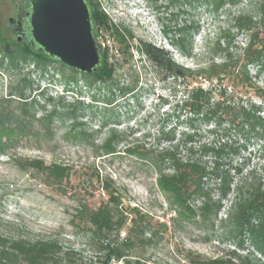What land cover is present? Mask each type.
I'll return each mask as SVG.
<instances>
[{
    "label": "rangeland",
    "instance_id": "rangeland-1",
    "mask_svg": "<svg viewBox=\"0 0 264 264\" xmlns=\"http://www.w3.org/2000/svg\"><path fill=\"white\" fill-rule=\"evenodd\" d=\"M14 2L0 0V35L9 43H15V33L8 24V18L15 14ZM94 2L113 25L126 29L132 36L129 57L121 53L120 45L112 36L104 30L96 31L94 26L95 42L107 50L108 64L115 69L110 83L87 87L78 74L75 75L76 84H65L62 74H73L58 63L51 64L42 77L30 65L20 67L19 71L7 72L0 68V99L8 95L17 73L33 81L30 96L39 105L35 108L36 117L43 112L40 106L50 111L55 105L57 111H65L56 102L47 104L45 96L56 100L63 95L64 105L75 100L74 94L81 97L84 105L93 98L97 101L90 108L77 111V121L83 123L88 135L86 141L67 136L71 120L55 118L51 136L17 137L0 155V232L14 233L28 240L54 239L64 250L77 252L81 257L78 264H83L93 259L95 253L88 234L84 230L79 232L70 220L79 204L93 209L105 202L107 194L102 186H107L121 197L122 209L135 206L147 213L152 219L151 228L156 222H167L164 233H157L151 244L137 250L147 264H188L184 258L188 252L206 259H229L232 251L237 255L252 251L248 246L244 250H234L230 239L216 232L205 234L193 223L174 220L176 213L157 187V170L141 156L127 152L134 149L143 155V150H158L175 143L180 132L186 130L183 118L178 120L172 116L185 85L157 72L138 50L139 46L144 42L163 49L175 64L190 70L206 67L212 62L220 63L226 54L224 50L228 49L232 56H236L246 44V35L237 33L233 18L239 13L253 11L249 3L243 1L213 11L204 5L172 6L167 0ZM182 25L192 28L190 56L182 55L165 36L166 32L171 37L173 31ZM249 69L253 75L254 68ZM255 81L264 89V73ZM200 82L204 88L208 87L207 82ZM215 88L218 91L225 89L228 93L234 91L235 98L264 105L254 92L244 93L229 80L215 84ZM41 90L44 96L40 94ZM131 90L133 92L128 93ZM162 128L164 132L172 131L175 139L171 142L159 139ZM205 129L204 126L200 129L202 141L212 140ZM112 130L117 134L114 153L105 154L101 145ZM229 138L236 141L232 136ZM262 145L259 140H251L247 151L241 154L246 159L244 172L264 167ZM16 159H39L46 164L66 167L70 171L69 181L60 189L49 187L43 183L42 175L34 170H19L14 162ZM229 205V201L224 202L219 218L225 216ZM217 225L218 221L215 228ZM125 232V229L121 231L119 239Z\"/></svg>",
    "mask_w": 264,
    "mask_h": 264
},
{
    "label": "trees",
    "instance_id": "trees-1",
    "mask_svg": "<svg viewBox=\"0 0 264 264\" xmlns=\"http://www.w3.org/2000/svg\"><path fill=\"white\" fill-rule=\"evenodd\" d=\"M243 1H247L253 11L239 13L233 18L237 33L245 34L247 38L245 46L236 56L226 49L220 63L212 62L206 67L190 70L175 64L163 49L144 42L138 49L157 72L185 85L172 116L178 120L183 118L186 130L180 132L175 143L158 150H143V155L134 149L127 152L141 156L143 161L157 170V187L176 213L174 220L193 223L205 234L216 232L230 239L234 250H244L247 246L252 249L244 255L232 251L229 259H206L188 252L184 257L188 264H264V167L244 172L246 159L241 155L247 151L250 141L255 139L263 143L264 151V105L235 98L234 91L228 93L225 89L218 91L215 88V84L229 80L234 87H240L244 93L252 91L264 101V89L255 81L264 73V0H167L172 6L190 8L204 5L213 11ZM89 2L96 31H106L120 45L121 53L130 57L132 36L126 29L113 25L94 0ZM191 30V27L182 25L173 31L171 37L164 32L173 47L182 55L190 56ZM96 45L101 63L94 73L87 75L65 67L27 43H9L0 35V68L7 72L19 71L20 67L30 65L42 77L51 64L58 63L73 74H62L65 84H76L75 75L79 74L85 86H102L112 81L115 69L108 64L107 50ZM251 67L255 70L253 75L250 73ZM200 81L207 82L208 87L204 88ZM33 86L32 80L17 73L16 82L9 87L8 95L0 99V155L17 137L51 136L55 118L71 120L67 136L73 140H87L83 123L77 121V111L90 108L97 101L93 98L84 105L81 97L74 94L75 100L64 105L63 95L56 100L45 96L47 104L56 102L65 111H57L55 105L50 111L40 106L43 112L36 117L35 108L39 105L30 96ZM40 94L44 96L43 90ZM168 120L169 117L165 119L166 122ZM202 126L212 140L202 141ZM231 136L236 141L232 142ZM116 139L117 134L112 130L101 145V150L105 154L114 153ZM159 139L171 142L175 136L172 131L164 132L162 128ZM14 162L19 170L32 169L42 175L43 183L49 187L60 189L70 178L69 169L61 165L46 164L39 159H16ZM102 189L107 194L105 202L93 209L79 204L70 220V224L79 232L84 230L88 234L95 253L93 259L83 264H109L117 260H123L125 264H147L137 250L151 244L157 233H164L168 228L167 222H156L151 228L152 219L147 213L135 206L122 209L121 197L107 186H102ZM230 197L232 199L229 200ZM225 201H229L230 205L225 216L219 218ZM216 221L218 225L215 228ZM8 227L14 230L9 223ZM123 229L125 235L119 239ZM79 262L81 257L77 252L64 250L54 239L28 240L14 233L0 232V264Z\"/></svg>",
    "mask_w": 264,
    "mask_h": 264
},
{
    "label": "water",
    "instance_id": "water-1",
    "mask_svg": "<svg viewBox=\"0 0 264 264\" xmlns=\"http://www.w3.org/2000/svg\"><path fill=\"white\" fill-rule=\"evenodd\" d=\"M29 15L33 49L82 74L96 71L101 58L84 0H31Z\"/></svg>",
    "mask_w": 264,
    "mask_h": 264
},
{
    "label": "flooded vegetation",
    "instance_id": "flooded-vegetation-1",
    "mask_svg": "<svg viewBox=\"0 0 264 264\" xmlns=\"http://www.w3.org/2000/svg\"><path fill=\"white\" fill-rule=\"evenodd\" d=\"M90 12L92 34L94 36V24H93V13L91 10L89 0H84ZM15 14L8 18V24L11 26L15 33L16 43H27L32 45L30 36L29 17L31 12V0H15L14 2ZM17 28L20 31H17ZM8 42V41H7Z\"/></svg>",
    "mask_w": 264,
    "mask_h": 264
},
{
    "label": "built area",
    "instance_id": "built-area-1",
    "mask_svg": "<svg viewBox=\"0 0 264 264\" xmlns=\"http://www.w3.org/2000/svg\"><path fill=\"white\" fill-rule=\"evenodd\" d=\"M109 264H125L123 260L111 261Z\"/></svg>",
    "mask_w": 264,
    "mask_h": 264
}]
</instances>
